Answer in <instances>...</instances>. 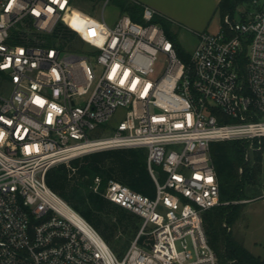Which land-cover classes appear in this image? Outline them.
I'll return each instance as SVG.
<instances>
[{
  "label": "built area",
  "instance_id": "1",
  "mask_svg": "<svg viewBox=\"0 0 264 264\" xmlns=\"http://www.w3.org/2000/svg\"><path fill=\"white\" fill-rule=\"evenodd\" d=\"M72 1L0 0V264H220L204 212L229 202L211 145L264 141V0L198 32L187 61L151 6L135 0L144 21L112 24L103 8L92 41L66 20ZM60 23L94 49L98 77L87 57L63 53ZM119 110L113 129L90 136ZM116 148L147 149L156 185L153 197L117 180L103 192L141 219L122 258L46 180L59 163Z\"/></svg>",
  "mask_w": 264,
  "mask_h": 264
},
{
  "label": "trees",
  "instance_id": "2",
  "mask_svg": "<svg viewBox=\"0 0 264 264\" xmlns=\"http://www.w3.org/2000/svg\"><path fill=\"white\" fill-rule=\"evenodd\" d=\"M253 0H221L219 12L235 17L240 3ZM121 14H127L136 22H143L142 7L133 0H115ZM66 14V20H67ZM81 33L90 19L78 15L74 18ZM77 20V21H76ZM155 22L163 25L165 32L172 38L179 49V55L187 61L189 53L180 50L171 32L172 22L165 17L156 16ZM55 37L77 36L68 27L60 23L55 30ZM62 45H66L62 43ZM228 121H231L230 119ZM261 149L257 153L256 165L249 166L245 155L250 151L247 140H227L211 145V156L219 182L220 198L229 202L204 212V225L209 242L215 250L220 264H264V259L254 256L227 227L233 225L240 215L241 206L233 203L241 200L245 193V182L251 172L260 170ZM242 168V173L240 169ZM160 169V167H159ZM162 172V169H160ZM164 174V173H163ZM96 176L102 177L99 191L92 189ZM47 184L79 211L103 236L109 246L122 258L132 239L135 237L141 219L135 213L125 209L104 197L103 192L110 180H117L133 190L153 197L156 192L155 181L148 166V152L145 148H116L85 154L72 159L69 163H59L51 167L46 175ZM224 223H227L224 225Z\"/></svg>",
  "mask_w": 264,
  "mask_h": 264
},
{
  "label": "rangeland",
  "instance_id": "3",
  "mask_svg": "<svg viewBox=\"0 0 264 264\" xmlns=\"http://www.w3.org/2000/svg\"><path fill=\"white\" fill-rule=\"evenodd\" d=\"M73 0L72 3L76 10L83 12L89 17L90 21L87 24L86 28L82 32V35L89 40L96 41L93 38L95 35L101 36L104 32L105 27L101 24L103 21L102 11L104 8V17L108 24H112L119 15V8L115 4V0ZM253 8V2H245L240 3L237 8V12L235 14V18L244 17L250 10ZM78 11H74V15L72 13H67V20L70 21L73 17L75 18L78 15L84 14L79 13ZM122 15V14H121ZM219 15L216 18L217 22H219ZM100 21V22H99ZM163 27V25H162ZM164 28V27H163ZM176 28V27H175ZM174 27L171 29L172 34L174 35V39L180 50H184L186 53H191L194 50V47L197 43L196 38L189 33L178 31ZM56 41L60 44L64 43L66 45H62L63 53L65 54H75L87 57L88 64L91 65L94 69V73L96 77H98L101 72V66L95 63L94 49L90 47L85 41H82L79 36H73L70 39L66 38L65 42L62 37H55ZM98 39H100L98 37ZM48 40L53 43V36H48ZM173 40V39H172ZM174 41V40H173ZM179 50V49H178ZM162 58V56H161ZM165 65L161 62L160 66L157 69V75H161ZM97 80V79H96ZM0 93H3L0 89ZM123 110L117 111V113L110 120V125L105 126L106 129L98 128L94 132H90L91 137L99 136L102 133H106L114 128V126L122 120L124 114ZM213 144V143H212ZM257 144H260L259 142ZM256 146V145H255ZM262 160L260 162V170L258 172H251L249 175H254L253 177H249V179L245 182V193L241 200L233 201L234 204L241 206V211L239 217H237L235 223L233 225L227 227V230L232 232V235L249 250H256V254L254 256L264 259V141L262 142ZM256 156L257 153L252 148L245 155V160L249 161V166L256 165ZM240 173H242V168L240 169ZM165 175L160 174V179L162 182L165 181ZM257 188V191L260 195H262L261 199L257 202H247L251 197L249 192V188ZM255 194V193H254ZM257 194V193H256ZM227 223H224L226 225ZM249 247V248H248ZM257 247V248H255ZM113 250V249H112ZM116 254V252L114 251ZM117 255V254H116Z\"/></svg>",
  "mask_w": 264,
  "mask_h": 264
},
{
  "label": "crops",
  "instance_id": "4",
  "mask_svg": "<svg viewBox=\"0 0 264 264\" xmlns=\"http://www.w3.org/2000/svg\"><path fill=\"white\" fill-rule=\"evenodd\" d=\"M135 1V0H133ZM142 5H148L158 11L162 17L172 22V28L192 34L197 41V33L201 31L216 32L221 26L219 4L221 0H136ZM119 8V7H118ZM119 15L121 9L119 8ZM219 15V22L217 17ZM116 21V20H115ZM114 21V22H115ZM251 197L247 202H257L261 199L257 188H249ZM255 193V194H254ZM257 193V194H256ZM249 248V247H248ZM257 248V247H255ZM249 251L256 254V250Z\"/></svg>",
  "mask_w": 264,
  "mask_h": 264
}]
</instances>
